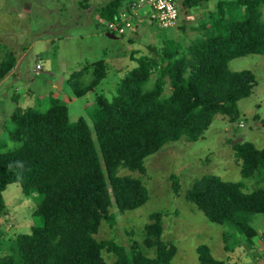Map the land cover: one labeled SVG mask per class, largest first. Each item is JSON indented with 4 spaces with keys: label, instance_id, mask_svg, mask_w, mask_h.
<instances>
[{
    "label": "trees",
    "instance_id": "1",
    "mask_svg": "<svg viewBox=\"0 0 264 264\" xmlns=\"http://www.w3.org/2000/svg\"><path fill=\"white\" fill-rule=\"evenodd\" d=\"M200 1L184 0L182 5L193 9ZM130 2L112 0L98 10L100 18L114 21ZM215 22L217 33L186 49L173 48L165 39L161 48L155 47V57L132 54L137 65L120 82L113 100L96 96L89 114L93 128L83 117L71 123L68 106L59 99L47 109H19L8 118L9 138L19 146L0 151V219L7 212L3 193L19 184L27 198L40 195L33 216L39 222L31 233L1 241L9 253L0 257V264H173L177 247L162 239V212L151 214L144 228L150 256L138 242L126 247L95 236L103 220L115 222L113 206L125 213L149 200L146 186L131 175L120 176L119 169L145 173L147 157L183 138L197 142L217 116L238 121V103L251 97L257 81L253 72H233L229 64L264 56V0L220 1ZM16 62L14 53L5 55L0 82ZM107 70L106 61L99 60L72 73L68 84L75 97L95 91ZM233 149L243 181L204 175L186 193L209 222L228 227L223 240L229 253L244 241H256L252 217L264 216V148L241 142ZM171 179L178 194L180 184L176 176ZM230 241H236V249L229 248ZM198 254L200 264H226L205 245Z\"/></svg>",
    "mask_w": 264,
    "mask_h": 264
},
{
    "label": "rangeland",
    "instance_id": "2",
    "mask_svg": "<svg viewBox=\"0 0 264 264\" xmlns=\"http://www.w3.org/2000/svg\"><path fill=\"white\" fill-rule=\"evenodd\" d=\"M111 1L0 0V62L7 53H14L16 63L22 60L23 74L22 78H10L6 85H0L1 152L19 146L9 138L8 118L19 109H47L54 99L68 106L71 123L83 117L93 128L89 114L96 96L103 94L113 100L120 82L137 65L130 58L132 54L155 57V47L161 48L165 39L174 43L173 48L183 50L193 41L217 33L218 3L231 0H201L193 9L184 8V0L181 3L177 0L180 16L176 28L161 29L146 20L125 36L108 33L107 25L100 23L98 10ZM147 12L144 9L141 16L147 17ZM69 36L77 39L70 40ZM99 60L107 63V78L86 97L76 98L68 84L70 75ZM38 62L41 70H36ZM229 68L233 72L251 71L257 81L251 97L238 103V121L231 123L228 118L217 116L197 142L183 138L147 157L145 173L119 169L120 176L131 175L146 186L149 200L141 208L125 213H119L113 206L110 211L115 222L102 221L95 236L98 240L126 247L138 242L141 251L150 256L153 251L143 244L144 228L150 223L151 214L162 212L165 215L162 239L177 247L173 264H200L198 248L204 245L215 259L226 264H251L250 251L244 242L236 249V241H230L229 248L236 250L227 252L223 239L228 227L209 222L203 212L186 200L193 182L204 175H215L230 183L243 181L242 166L234 155L236 143L250 142L257 149L264 148V56L237 58ZM55 85L60 89L54 88ZM172 176L180 184L178 194ZM252 183L247 182L249 186ZM3 197L7 212L0 219V257L9 253L1 241L29 234L39 222L33 217L40 202L39 194L27 198L19 184H12ZM251 226L264 236V216H253ZM107 259L111 263L115 260Z\"/></svg>",
    "mask_w": 264,
    "mask_h": 264
},
{
    "label": "built area",
    "instance_id": "3",
    "mask_svg": "<svg viewBox=\"0 0 264 264\" xmlns=\"http://www.w3.org/2000/svg\"><path fill=\"white\" fill-rule=\"evenodd\" d=\"M148 9L147 19L159 28L169 29L177 25L179 11L177 0H132L113 22L106 23L110 33L124 35L134 29V23L141 18V12ZM40 69V66L37 67Z\"/></svg>",
    "mask_w": 264,
    "mask_h": 264
},
{
    "label": "crops",
    "instance_id": "4",
    "mask_svg": "<svg viewBox=\"0 0 264 264\" xmlns=\"http://www.w3.org/2000/svg\"><path fill=\"white\" fill-rule=\"evenodd\" d=\"M183 0H181L180 1V3L182 2ZM148 13V12H147ZM144 17H146V16H144ZM189 17V16H188ZM99 20H100V23H103V24H106V23H108L109 21H107V20H105V19H102V18H100V15H99ZM141 21H142V23H145L146 22V20H145V18H143V19H141ZM141 24V23H140ZM139 28V26L137 25L136 26V29H138ZM135 29V30H136ZM132 32H135V31H132ZM132 32H130V33H132ZM70 40H72V39H77L76 37H73V36H69L68 37ZM53 44V43H52ZM24 55V54H23ZM139 56H141V55H139ZM138 56V57H139ZM21 63H22V60H18V63L16 64V66L14 67V69L10 72V74H9V76H7L1 83H0V85L1 86H4V85H6L8 82H9V80H10V78H16V77H18V78H22V76H23V74H22V72L20 71V69H21ZM41 64V62H38V64ZM71 76V75H70ZM54 88H56V89H60L58 86H56L55 85V87ZM244 244L246 245V247H247V249L250 251V257L252 258V262H251V264H264V236H262V235H258V238L256 239V241H254V242H252V244L251 245H249V242H246V241H244ZM243 244V245H244ZM244 245V246H245ZM239 248H241L240 246H239ZM238 249V248H237ZM247 264V263H246Z\"/></svg>",
    "mask_w": 264,
    "mask_h": 264
},
{
    "label": "clouds",
    "instance_id": "5",
    "mask_svg": "<svg viewBox=\"0 0 264 264\" xmlns=\"http://www.w3.org/2000/svg\"><path fill=\"white\" fill-rule=\"evenodd\" d=\"M132 1V0H131ZM130 4V3H129ZM129 4H128V7H129ZM127 8H124L121 12H120V14L124 11V10H126ZM119 14V15H120ZM179 16H180V12H179ZM119 17V16H118ZM117 17V18H118ZM143 18H145V20H148L147 19V17H142L141 16V18L140 19H138V20H136L135 21V23H134V29H132V30H130L129 32H127L126 34H124V35H119V36H125V35H128L130 32H132V31H135V29H136V26L138 25V24H140V23H142V21H141V19H143ZM116 19V18H115ZM114 19V20H115ZM149 21V20H148ZM109 22H113V21H109ZM151 23V22H150ZM177 23H178V21H177ZM153 24V23H152ZM155 25V24H154ZM176 27H177V25H176ZM176 27H174V28H176ZM162 29V28H161ZM169 29H173V28H169ZM108 33H110V32H108ZM111 34H113V33H111ZM117 35V34H116ZM36 70H40V69H36Z\"/></svg>",
    "mask_w": 264,
    "mask_h": 264
},
{
    "label": "water",
    "instance_id": "6",
    "mask_svg": "<svg viewBox=\"0 0 264 264\" xmlns=\"http://www.w3.org/2000/svg\"><path fill=\"white\" fill-rule=\"evenodd\" d=\"M109 37H112L111 35H109Z\"/></svg>",
    "mask_w": 264,
    "mask_h": 264
}]
</instances>
